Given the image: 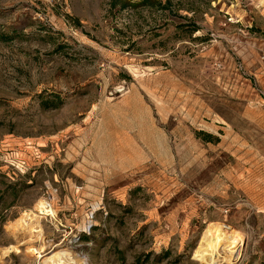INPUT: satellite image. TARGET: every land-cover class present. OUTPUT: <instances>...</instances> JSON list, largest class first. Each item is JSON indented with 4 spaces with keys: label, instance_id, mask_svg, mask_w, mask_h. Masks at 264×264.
<instances>
[{
    "label": "rangeland",
    "instance_id": "1",
    "mask_svg": "<svg viewBox=\"0 0 264 264\" xmlns=\"http://www.w3.org/2000/svg\"><path fill=\"white\" fill-rule=\"evenodd\" d=\"M160 1L0 0V264H264V0Z\"/></svg>",
    "mask_w": 264,
    "mask_h": 264
},
{
    "label": "bare ground",
    "instance_id": "2",
    "mask_svg": "<svg viewBox=\"0 0 264 264\" xmlns=\"http://www.w3.org/2000/svg\"><path fill=\"white\" fill-rule=\"evenodd\" d=\"M55 211L50 204L43 200H39L34 211L23 212L21 217L11 223L10 228L21 229L27 233L28 238H41L40 219L41 216H49L55 218ZM242 236L237 231L226 232L222 225L215 224L209 226L202 237L197 252L202 255V261L206 264H215L216 257L223 254V259L229 262L233 255L237 253L238 247L241 246ZM9 249H6V254ZM29 251L37 256L41 254V250L29 248ZM222 260V259H221ZM71 261L74 264L78 261L67 250H59L54 252L49 258L43 260V264H64ZM220 261V260H219ZM218 261V262H219Z\"/></svg>",
    "mask_w": 264,
    "mask_h": 264
},
{
    "label": "trees",
    "instance_id": "3",
    "mask_svg": "<svg viewBox=\"0 0 264 264\" xmlns=\"http://www.w3.org/2000/svg\"><path fill=\"white\" fill-rule=\"evenodd\" d=\"M169 1H167L165 4L162 3L160 0H110V8L114 9L118 7L121 10L129 9V10H137L141 6H148V7H154L161 10L168 9ZM179 29L182 28V25L178 26ZM198 30L197 27H193L191 32H196Z\"/></svg>",
    "mask_w": 264,
    "mask_h": 264
}]
</instances>
